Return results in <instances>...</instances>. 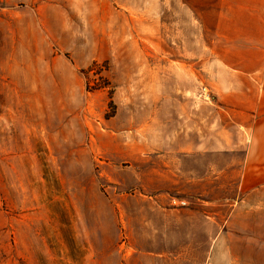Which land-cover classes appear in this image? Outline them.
<instances>
[{
  "label": "rangeland",
  "instance_id": "obj_1",
  "mask_svg": "<svg viewBox=\"0 0 264 264\" xmlns=\"http://www.w3.org/2000/svg\"><path fill=\"white\" fill-rule=\"evenodd\" d=\"M179 1L0 0V264H264V176L169 156L175 104L216 103L211 0Z\"/></svg>",
  "mask_w": 264,
  "mask_h": 264
},
{
  "label": "crops",
  "instance_id": "obj_2",
  "mask_svg": "<svg viewBox=\"0 0 264 264\" xmlns=\"http://www.w3.org/2000/svg\"><path fill=\"white\" fill-rule=\"evenodd\" d=\"M178 5L188 22H198L203 15L200 8L188 6L186 0ZM210 16V86L216 103L205 106L196 98L192 104H175L178 109L173 116L178 119L170 120L169 130L178 131L170 137L169 156L185 152L196 161L236 159L240 161L234 168L236 174L264 176V0H211ZM195 53L197 57L196 48ZM154 90L152 94H156ZM161 92L164 96L198 93L196 89L170 87ZM165 104L170 106V101L165 100ZM158 121L152 118L141 127L151 140ZM236 236L231 231H209L204 238L234 240ZM222 246L221 251H227V262H233L232 248ZM213 249L211 263L218 264V243Z\"/></svg>",
  "mask_w": 264,
  "mask_h": 264
},
{
  "label": "built area",
  "instance_id": "obj_3",
  "mask_svg": "<svg viewBox=\"0 0 264 264\" xmlns=\"http://www.w3.org/2000/svg\"><path fill=\"white\" fill-rule=\"evenodd\" d=\"M206 90V89H205ZM183 204H185V201L184 202H182Z\"/></svg>",
  "mask_w": 264,
  "mask_h": 264
}]
</instances>
